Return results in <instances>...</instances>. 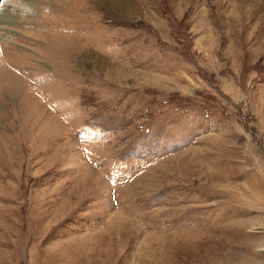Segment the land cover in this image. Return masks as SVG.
I'll return each instance as SVG.
<instances>
[{"label":"rangeland","instance_id":"1","mask_svg":"<svg viewBox=\"0 0 264 264\" xmlns=\"http://www.w3.org/2000/svg\"><path fill=\"white\" fill-rule=\"evenodd\" d=\"M0 264H264V0H0Z\"/></svg>","mask_w":264,"mask_h":264}]
</instances>
